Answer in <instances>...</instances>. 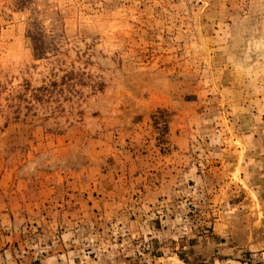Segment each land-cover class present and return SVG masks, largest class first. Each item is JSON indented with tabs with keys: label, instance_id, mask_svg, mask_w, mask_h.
I'll use <instances>...</instances> for the list:
<instances>
[{
	"label": "rangeland",
	"instance_id": "1",
	"mask_svg": "<svg viewBox=\"0 0 264 264\" xmlns=\"http://www.w3.org/2000/svg\"><path fill=\"white\" fill-rule=\"evenodd\" d=\"M0 264H264V0H0Z\"/></svg>",
	"mask_w": 264,
	"mask_h": 264
}]
</instances>
